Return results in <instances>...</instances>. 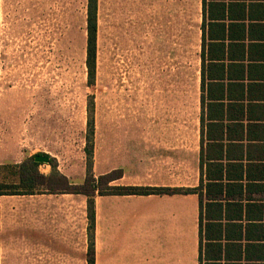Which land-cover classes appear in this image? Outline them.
Instances as JSON below:
<instances>
[{"label":"rangeland","instance_id":"374dc122","mask_svg":"<svg viewBox=\"0 0 264 264\" xmlns=\"http://www.w3.org/2000/svg\"><path fill=\"white\" fill-rule=\"evenodd\" d=\"M87 5L88 0H1L0 166L44 153L57 159L72 183L83 184L93 101L97 178L123 167L127 176L119 184L155 182L172 173L177 184H194L201 0H99L93 86L86 67ZM2 168L0 182L7 177ZM6 200L5 234L22 233L25 224L40 219L41 234L87 239L82 195ZM97 202L102 236L115 228L112 219L128 213L135 221L138 209L151 204L117 197Z\"/></svg>","mask_w":264,"mask_h":264},{"label":"crops","instance_id":"0c3cea01","mask_svg":"<svg viewBox=\"0 0 264 264\" xmlns=\"http://www.w3.org/2000/svg\"><path fill=\"white\" fill-rule=\"evenodd\" d=\"M200 30L194 184H177L175 173L155 182L119 184L127 176L123 167L103 174L123 171L110 186L195 193L97 196L95 264H264V0H208L205 8L201 0ZM43 166L44 174H50L52 167L41 165L42 173ZM40 195L77 194L1 197L0 264H90L88 235L83 242L75 236L41 234L40 219L25 224L23 234L4 233L6 199ZM98 197L151 204L138 209L135 221L128 213L112 219L115 228L102 236Z\"/></svg>","mask_w":264,"mask_h":264},{"label":"trees","instance_id":"16d2710c","mask_svg":"<svg viewBox=\"0 0 264 264\" xmlns=\"http://www.w3.org/2000/svg\"><path fill=\"white\" fill-rule=\"evenodd\" d=\"M208 0H203L204 8ZM1 7V0H0ZM99 30V0H88L87 5V47L86 67L88 85L93 86L97 78V41ZM203 85V81H202ZM90 119L88 122L89 133L86 136L85 152L87 155V177L83 184L76 185L58 170V161L44 153L28 157L21 163L6 164L0 167L6 169L7 177L0 182V198L3 196H27L38 194H77L87 200L89 252L88 261L95 264V232H96V197L97 196H149V195H177L195 193L192 189L140 187V186H110L114 181L123 177L122 170L101 175L94 174V149H95V121L94 102L89 104ZM48 156L52 167L50 174L40 171V166L45 163L36 162V156Z\"/></svg>","mask_w":264,"mask_h":264},{"label":"water","instance_id":"95a60500","mask_svg":"<svg viewBox=\"0 0 264 264\" xmlns=\"http://www.w3.org/2000/svg\"><path fill=\"white\" fill-rule=\"evenodd\" d=\"M35 160H36V162H39V163L48 164L50 162V157L44 156V155H40V156H36Z\"/></svg>","mask_w":264,"mask_h":264}]
</instances>
